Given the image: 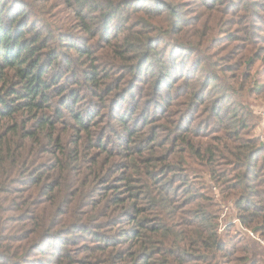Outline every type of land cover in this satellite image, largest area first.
I'll return each mask as SVG.
<instances>
[{"label":"trees","instance_id":"trees-1","mask_svg":"<svg viewBox=\"0 0 264 264\" xmlns=\"http://www.w3.org/2000/svg\"><path fill=\"white\" fill-rule=\"evenodd\" d=\"M176 1L0 0V264L248 263L209 204H179L196 160L220 194L235 193L242 223L264 220L251 176L261 144L241 137L235 112L233 144L195 140L197 111L226 118L202 95L234 93L235 78L185 73L192 48L177 38L188 18ZM175 96L187 110L163 131L154 117L167 121ZM220 157L239 165L231 177L214 170Z\"/></svg>","mask_w":264,"mask_h":264},{"label":"rangeland","instance_id":"rangeland-1","mask_svg":"<svg viewBox=\"0 0 264 264\" xmlns=\"http://www.w3.org/2000/svg\"><path fill=\"white\" fill-rule=\"evenodd\" d=\"M255 2L258 4L257 8L246 10L241 8L246 4V0H221L216 4H213L211 0L176 1L179 9L184 12L183 16L188 18L186 23L183 21L182 31L177 38L192 48L186 51L185 73H191L198 67L200 77L212 76L214 72H220L225 77L230 75L235 78V81L231 83L234 93L228 94L219 90L218 87H212L213 90L208 95H202L207 105L216 97V107L222 110L221 115L226 118L219 123L211 113H208L207 107L197 111L195 118L198 119L193 123L197 127L202 125L198 129L202 135L200 134L195 140L212 144L213 140L221 139L226 146L233 144L228 140L226 126L234 121V118L230 119L232 117L230 112H235L237 119L241 120V124L246 127L237 129L241 137L244 140L251 139L256 146L261 144V149L253 155L251 176H255L257 182L260 181L264 185V10L261 9L264 0ZM165 24L164 21L163 25ZM248 60L250 63L246 64ZM218 67H222L221 71H217ZM224 85L225 88L228 87L225 83ZM182 100L175 96L173 102H176V105L171 107L172 114L167 115V121L160 117L161 112L156 113L155 124L161 130L165 131L169 126L168 122H174L179 112L187 110L185 107L187 104ZM196 107L198 105L193 108ZM154 110L157 108L151 109L153 113H155ZM240 125L234 124L232 128ZM223 156L229 158L226 153ZM225 162L223 157L216 158L212 166L217 172H223L231 177L232 170L239 165L228 167ZM188 169L193 171H185L184 174L188 176L189 186L195 187V190L192 191L193 194H188L186 192L188 188L181 189L179 204L182 208L189 210L192 203L197 201L209 204L208 210L217 218V232L224 240L226 247H229L233 241L238 242L237 245L247 248V252L243 253L245 255L242 254L246 257L247 264H264V220L254 221L249 225L242 223L240 218L242 212L235 206V193L228 191L220 194L218 184L209 179L207 169L201 167L198 161L193 160ZM249 182H252V177ZM259 191L264 193V189ZM200 195H203V198L199 197ZM260 207L264 208V202L260 204ZM82 245L80 243L74 249L75 257L80 258L87 252ZM86 246L91 247V245ZM55 254L48 252L51 263ZM236 254L240 256L241 253L233 252L234 256ZM42 256V253L36 250L32 258H42ZM219 262L227 263L225 258H220Z\"/></svg>","mask_w":264,"mask_h":264}]
</instances>
